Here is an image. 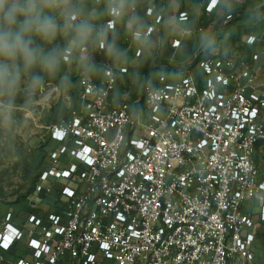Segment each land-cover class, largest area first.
Wrapping results in <instances>:
<instances>
[{
	"label": "built area",
	"instance_id": "1",
	"mask_svg": "<svg viewBox=\"0 0 264 264\" xmlns=\"http://www.w3.org/2000/svg\"><path fill=\"white\" fill-rule=\"evenodd\" d=\"M244 43L264 51V37L250 33ZM150 82L131 101L117 98V79L78 77L81 108L50 126L55 146L32 192L38 201L29 199H46L45 215L15 227L9 220L18 214L8 211L0 231L1 248L26 239L33 256L10 264H255L264 82L219 51L193 52Z\"/></svg>",
	"mask_w": 264,
	"mask_h": 264
},
{
	"label": "clouds",
	"instance_id": "2",
	"mask_svg": "<svg viewBox=\"0 0 264 264\" xmlns=\"http://www.w3.org/2000/svg\"><path fill=\"white\" fill-rule=\"evenodd\" d=\"M0 0V130L11 132L17 100L26 107L44 93L50 82L71 92L73 74L82 81L114 82L131 62L129 48H121L123 29L138 62H155L168 46L163 32L183 46L191 44L196 56L232 55L221 46L210 27L194 28L202 14L219 22L231 16L240 0ZM152 16H147L148 9ZM144 13L143 15L141 13ZM253 40L264 35V10L253 4L247 14ZM102 54L107 63L97 62ZM138 86H151L149 77L133 74ZM43 99V96H40Z\"/></svg>",
	"mask_w": 264,
	"mask_h": 264
},
{
	"label": "rangeland",
	"instance_id": "3",
	"mask_svg": "<svg viewBox=\"0 0 264 264\" xmlns=\"http://www.w3.org/2000/svg\"><path fill=\"white\" fill-rule=\"evenodd\" d=\"M240 3L245 5L244 10L246 11L253 4L264 10V0H240ZM247 14L237 20L233 26L228 27L226 31L218 33L219 44L230 46L233 52L231 56L252 65L259 75L260 83H263L264 51L260 50V47H251L244 44L246 35L253 31L247 22ZM202 22L207 23V19L203 18ZM161 33L158 37H164L169 45L171 38ZM260 37L263 38L264 35ZM122 45L123 48H129L125 40ZM96 60L97 62H107L102 54H97ZM175 60L179 61L177 58ZM183 64L184 62L176 65L181 66ZM126 67L128 72L117 78L116 92L120 97L125 94L131 101L141 97L143 93L142 87L133 82L134 73H139L143 77L146 70L152 69V71H155L153 77H157L163 71L171 69V66L167 65L166 62H160L159 58L148 64L138 62L136 59ZM78 77L75 73L73 74L72 78L75 81V86L70 93L61 90L63 95L60 98L53 95L47 98L42 93L30 107L25 106L23 97L18 98L15 123L11 132L5 134L4 131L0 130V213L4 212L3 218H0L1 221H7L8 211L18 212V215L12 213L9 221H27L30 215L27 210L30 206L29 199L38 201L29 192L32 189L37 170L44 163L46 154L54 146V143L49 139L50 126L67 122L73 113L81 108L79 101L77 99L75 101ZM176 79L177 76L173 80ZM54 86L55 82H50L46 91ZM40 96H43V99ZM257 161L263 168L264 145L257 152ZM37 167L38 169H35ZM43 201H46V199ZM39 204L40 209L45 212L47 205L43 202ZM253 204V211L256 212L258 209L257 203L254 201ZM261 264H264V260Z\"/></svg>",
	"mask_w": 264,
	"mask_h": 264
},
{
	"label": "crops",
	"instance_id": "4",
	"mask_svg": "<svg viewBox=\"0 0 264 264\" xmlns=\"http://www.w3.org/2000/svg\"><path fill=\"white\" fill-rule=\"evenodd\" d=\"M189 2H190V0H185V3H184V5H182V9L181 10L186 9L188 7ZM155 4L158 7H162V5L164 4V0H155ZM141 14L143 15L144 13L142 12ZM151 16H148V17H151ZM203 18L204 19H207V23H204V22L200 21L201 22L200 25L204 24V27H210V28H213L216 31L217 24L219 22L215 21L213 19V17L210 16V15H208V14H202L199 17V19H203ZM196 27L197 26L195 24L194 25V28H196ZM119 31H120V39H119L120 47L123 48V45L122 44H123V41L124 40L126 41V44L129 47V44L127 42V37L124 35L123 29L120 28ZM216 32H217V34L219 33V31H216ZM159 34H160V32L158 31L157 33H154V36H156L157 38H159L158 37ZM172 41L173 40L171 39L169 45L164 50L161 51V53H160V55H159L158 58H159L160 62H166L167 65L172 66V67L175 68V66H177L176 65L177 63H182V62H186L187 61L186 59H188L190 57V55H192V53H193V48H192L191 44H186V45L183 46V51L182 52H179V51H177V49L181 48V41H180V46L177 47V48L172 47ZM129 56L132 57V58L134 56L133 50L130 47H129ZM176 58L179 59V61H176L175 60ZM135 60H136V58H135ZM135 60L131 61L130 64L133 63ZM148 63H151V62H148ZM166 71H171V69L166 70ZM154 73H155L154 70L150 73L149 78L151 80H155L156 79V77H153V74ZM174 77L175 76H170V79H174ZM96 81H103V80H96ZM118 97H119V95H117V98ZM54 146L52 148H54ZM259 165H260V163H259ZM261 170H264V167L263 168L261 167ZM43 203H45L47 205V208H48L47 202L46 201H43ZM29 205L30 206L27 209L29 211L28 212L29 214L35 213L36 215H38L40 217H43L45 215L46 211H47V209L45 210V212H44V210L42 211L40 209V207H39L40 204L39 205L37 204L35 206L34 203H33V201L32 202L30 201V204ZM15 213L18 214L17 211ZM3 216H4V212L0 213V218H3ZM4 222L5 221H1L0 220V231H2V229H3ZM10 222L15 227H19V225H21V222L22 221H10ZM26 226L27 227H31L32 225L31 224H26ZM258 227H259L258 228V234H257L258 239L256 240V245H255V253H256V261H255V264H261L262 261L264 260V222L260 223ZM18 259H25V260H28V261H32L33 260V256L31 254V250L28 248L26 239H23V240L18 241L17 243H15L14 245H12L8 250H5V249H3V248L0 247V264L15 263Z\"/></svg>",
	"mask_w": 264,
	"mask_h": 264
},
{
	"label": "trees",
	"instance_id": "5",
	"mask_svg": "<svg viewBox=\"0 0 264 264\" xmlns=\"http://www.w3.org/2000/svg\"><path fill=\"white\" fill-rule=\"evenodd\" d=\"M244 7H245L244 5L240 4V6H239V7L235 10V12L232 14V18H231V20H228V21L225 22V23H224V19H223V20H220L219 23L217 24V28H216V29H219V32H220V31H226V30L228 29V27L233 26L237 20L243 18V17L247 14V12L249 11V10H248V11L243 10ZM200 21H202V19H198V20L195 22V24H196V26H197V27H196L197 29H198V28H204V24L200 25V24H201ZM223 23H224V24H223ZM226 23H227V24H226ZM198 24H199V25H198ZM193 52H194V51H193ZM185 67H187V65H186ZM170 68H171V70H175V68L172 67V66H171ZM151 72H152V69H148V70H146L145 73L143 74V77H145V76L149 77ZM77 94H78V93H77V91H76V92H75V101H76V99L78 100V95H77ZM141 96H142V95H141ZM138 105H139V104H138ZM47 154H48V153H47ZM47 154H46V156H47ZM46 156H45V158H46ZM45 158H44V161H45ZM43 164H44V163H43ZM43 164H42V166H43ZM42 166H41L40 169L37 170V172H36L35 179H34V181H33L34 183H33L32 189H31V191H30L29 193H32L33 190H34V186H35L36 180H37V178H38V176H39V173H40V170H41ZM35 169H38V167L35 168Z\"/></svg>",
	"mask_w": 264,
	"mask_h": 264
},
{
	"label": "water",
	"instance_id": "6",
	"mask_svg": "<svg viewBox=\"0 0 264 264\" xmlns=\"http://www.w3.org/2000/svg\"><path fill=\"white\" fill-rule=\"evenodd\" d=\"M107 135H108V137H109V138H112V135H113V130H112V131H110V132H109Z\"/></svg>",
	"mask_w": 264,
	"mask_h": 264
}]
</instances>
